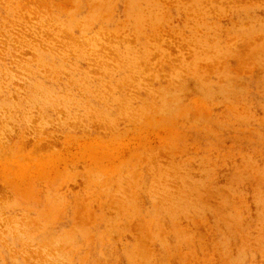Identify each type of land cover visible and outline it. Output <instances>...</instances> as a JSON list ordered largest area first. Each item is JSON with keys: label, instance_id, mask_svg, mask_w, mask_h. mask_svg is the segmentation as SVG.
<instances>
[{"label": "rangeland", "instance_id": "374dc122", "mask_svg": "<svg viewBox=\"0 0 264 264\" xmlns=\"http://www.w3.org/2000/svg\"><path fill=\"white\" fill-rule=\"evenodd\" d=\"M0 264H264V0H0Z\"/></svg>", "mask_w": 264, "mask_h": 264}]
</instances>
